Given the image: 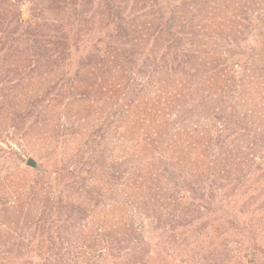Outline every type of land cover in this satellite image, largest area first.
Here are the masks:
<instances>
[{"label": "trees", "instance_id": "1", "mask_svg": "<svg viewBox=\"0 0 264 264\" xmlns=\"http://www.w3.org/2000/svg\"><path fill=\"white\" fill-rule=\"evenodd\" d=\"M72 2V21L50 29L13 15L18 0L8 1L13 17H0V57L19 42L37 45L17 66V76L22 80L34 68L52 67L56 80L45 93L50 98H100V91L108 98L101 76L122 74L126 86H115L122 89L115 95L118 171L107 175L120 196L94 224V230L101 228L96 244L85 222L93 215L90 208L62 204L67 193L86 187L85 164L72 172L70 185H44L41 192L50 200L35 223L38 242L22 245L17 264H264V10L251 16L264 1ZM201 11L229 23L247 18L256 39L245 44V38L211 36L214 31L199 35L195 21ZM73 33L80 36L74 45ZM210 36L200 55L198 39ZM77 53L76 67L68 69ZM97 70V84L77 91L84 76ZM245 86L250 98L241 97ZM205 112L211 116L201 117ZM62 209L73 220L68 214L52 223L51 212ZM132 209L139 216L147 212L146 225L135 228ZM113 217L122 225L113 231L114 240L105 235Z\"/></svg>", "mask_w": 264, "mask_h": 264}, {"label": "rangeland", "instance_id": "2", "mask_svg": "<svg viewBox=\"0 0 264 264\" xmlns=\"http://www.w3.org/2000/svg\"><path fill=\"white\" fill-rule=\"evenodd\" d=\"M8 1L14 0H0V17L3 20L11 19L16 11L24 22L47 23L50 29H53L52 26L55 24L66 26L72 21L69 10L73 0H36V2L18 0V7H15L13 15L8 8ZM262 10H264V2L251 10V16H257ZM207 13L200 14L197 17L198 22L195 21L197 24L195 31H199V35L203 33L207 36L214 31L211 36L217 34L221 36L220 38L228 35L245 38L244 43L247 42L245 44L256 39L254 36L256 28L245 16L242 18H246V21L239 19L229 23L218 19V21L212 20L214 16ZM202 20V24L199 23ZM152 23L155 25L156 22ZM212 23L213 29L210 30ZM189 30L194 32L191 27L187 29ZM211 36L205 41L198 39L197 49L200 55L206 52L203 45L212 38ZM79 37L75 33L71 34L70 43L74 45ZM32 45L29 41L19 42L11 52L0 57V68L3 70L0 81L5 74H9L8 83L0 85V148L3 151H0V264H9L10 261L17 264L23 256L22 245L38 242L34 235L35 223L48 208V200H50L46 201L41 192V187L44 185H51L52 189L56 187V183L70 185L75 181L72 174L78 173V167L85 164L83 171L86 172L82 176L86 177V187L76 188L74 192L67 193L62 204L64 206L72 204L74 207L86 205L90 208L93 215L87 216L85 222L93 228L92 237L96 244H100L102 240L99 236L101 228L94 230V224L102 222V216L106 214V205L118 200L120 196L118 193L120 187L116 186L113 178L108 179L107 175H116L118 171L116 140L118 126L121 123L116 122L115 115L120 109L119 98L115 95L117 96L122 89L117 90L115 86L120 82L124 87L127 81L119 80L122 76L119 73L102 75V84L110 91L106 94L108 98H104L102 91L100 98H50L52 95L45 93L51 80H56L52 76V67L37 70L34 68L22 80L17 76V66L23 63L25 56H30L31 49L37 47V45L31 47ZM119 47L123 49L124 45ZM220 49L225 50L224 54H228L230 50L227 46H222ZM78 56V53L72 54L68 69L76 67ZM203 60L204 58H201L198 64ZM234 70L238 71V69ZM97 72L96 76L85 75L77 91H82L89 84L95 86L101 71L97 70ZM128 87L130 88L129 85ZM130 89L132 90L133 87ZM243 91L241 97L250 98L252 93L250 87L245 86ZM44 96L48 98H42ZM133 98L134 95L126 99L133 100ZM199 114L201 117L211 116V113L206 112ZM154 129L151 123L149 130L153 132ZM28 158L37 162L39 170L26 166ZM22 175L26 176L28 181L21 179ZM96 194L103 195L105 199L98 200ZM49 196L51 197V193ZM131 207L128 209L130 210ZM112 210L108 214L109 218ZM132 213L136 216L135 228L140 224L146 225V221L148 222L146 211L142 216L135 214L134 209ZM74 216L62 209L52 211L49 217L54 223L66 217H71L73 220ZM109 222L111 225H108L105 235L114 240L113 231L122 225L116 217Z\"/></svg>", "mask_w": 264, "mask_h": 264}, {"label": "water", "instance_id": "3", "mask_svg": "<svg viewBox=\"0 0 264 264\" xmlns=\"http://www.w3.org/2000/svg\"><path fill=\"white\" fill-rule=\"evenodd\" d=\"M26 166L30 169H33V170H39L37 162L35 160H33L32 158H28L26 160Z\"/></svg>", "mask_w": 264, "mask_h": 264}]
</instances>
